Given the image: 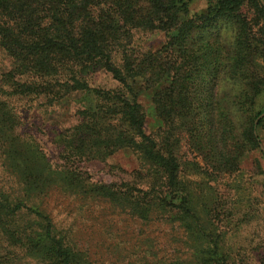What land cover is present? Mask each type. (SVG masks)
Returning <instances> with one entry per match:
<instances>
[{"label":"trees","instance_id":"trees-1","mask_svg":"<svg viewBox=\"0 0 264 264\" xmlns=\"http://www.w3.org/2000/svg\"><path fill=\"white\" fill-rule=\"evenodd\" d=\"M188 2L0 0V47L13 62L2 74L10 90L1 95L44 97L53 104L76 92H92L95 105L79 112L81 122L60 144L61 158L104 162L113 152L130 149L147 166L136 175L145 189L135 196L132 189L88 184L71 168L60 172L59 179L140 218L156 210L180 220L196 237L195 260L181 264H249L242 258L228 261L221 244L206 240L189 198L181 194L180 142L175 133L186 136L190 151L201 158L202 167L192 165L200 175L235 172L247 153L260 150L264 5L260 0H207L204 14L182 19L189 15ZM221 21L236 28V40L228 50L217 37L209 42L213 33L205 32ZM159 32L167 37L161 48L130 47L136 35ZM98 71L110 74L118 87H90L87 78ZM153 90L151 104L164 127L160 140L146 133L139 104V97ZM10 149L14 161L15 149ZM45 181L32 177L28 183ZM213 212L217 214L215 208ZM20 250L32 253L40 264H92L77 260L48 216L22 197L0 191V264H11L12 253Z\"/></svg>","mask_w":264,"mask_h":264},{"label":"rangeland","instance_id":"rangeland-1","mask_svg":"<svg viewBox=\"0 0 264 264\" xmlns=\"http://www.w3.org/2000/svg\"><path fill=\"white\" fill-rule=\"evenodd\" d=\"M188 1L189 15L182 19L206 12L207 0ZM260 1L264 5V0ZM243 11L251 16L247 8ZM205 32L217 33L208 40L217 37L224 50L233 47L236 40V28L230 21H221ZM136 36L130 44L136 51H155L167 40L162 32ZM12 67V59L0 47V112L4 113L3 117L0 115V191L22 197L28 206L48 216L78 261L181 264L195 260L192 246L196 237L180 220H170L156 210L147 218H140L106 198L81 193L59 179L66 168L76 169L88 184L118 187L120 191L132 189L138 196L145 184L139 183L141 179L136 175L147 166L127 148L113 152L104 162L61 158L60 144L81 122L79 112L95 105L93 93L76 92L53 104H48L44 97H5L1 92L10 87L2 80V74ZM87 83L92 88L118 87L112 76L103 71L90 75ZM153 94L154 90L141 95L139 104L145 114L146 133L160 140L164 127L154 113ZM259 118H264V112ZM175 134L180 142L177 156L181 194L189 198L188 205L199 217L206 240L212 238L221 244L228 261L242 258L249 264H264V125L259 129L260 150L247 153L237 171L219 175L194 173L192 165L202 167L201 158L190 151L186 136ZM11 147L15 149L14 161L9 155ZM32 177L46 181L30 184ZM12 257L15 259L11 264H40L32 253L24 250L13 252Z\"/></svg>","mask_w":264,"mask_h":264}]
</instances>
